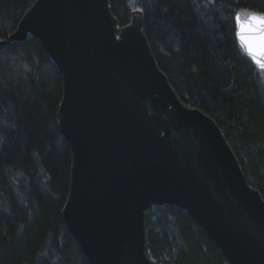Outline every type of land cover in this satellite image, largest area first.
I'll use <instances>...</instances> for the list:
<instances>
[{
	"label": "water",
	"instance_id": "95a60500",
	"mask_svg": "<svg viewBox=\"0 0 264 264\" xmlns=\"http://www.w3.org/2000/svg\"><path fill=\"white\" fill-rule=\"evenodd\" d=\"M253 14L264 12L236 13L237 42ZM143 25L135 9L120 28L109 0H37L8 38L37 37L63 74L59 127L73 160L66 225L92 264H155L146 211L176 205L229 264H264L263 197L217 122L178 98Z\"/></svg>",
	"mask_w": 264,
	"mask_h": 264
},
{
	"label": "trees",
	"instance_id": "16d2710c",
	"mask_svg": "<svg viewBox=\"0 0 264 264\" xmlns=\"http://www.w3.org/2000/svg\"><path fill=\"white\" fill-rule=\"evenodd\" d=\"M37 0H0V264H92L62 216L72 149L59 127L63 74L37 37L8 40ZM120 28L143 12L157 65L181 101L209 115L264 199V71L242 51L236 13L264 0H109ZM155 264H229L176 205L146 211Z\"/></svg>",
	"mask_w": 264,
	"mask_h": 264
},
{
	"label": "clouds",
	"instance_id": "9594fccd",
	"mask_svg": "<svg viewBox=\"0 0 264 264\" xmlns=\"http://www.w3.org/2000/svg\"><path fill=\"white\" fill-rule=\"evenodd\" d=\"M238 35L240 46L246 54L251 58L255 56L264 64V15L253 14L247 21H240ZM259 67L264 70V67ZM261 79L264 80V73L261 74Z\"/></svg>",
	"mask_w": 264,
	"mask_h": 264
},
{
	"label": "snow or ice",
	"instance_id": "6c2138e0",
	"mask_svg": "<svg viewBox=\"0 0 264 264\" xmlns=\"http://www.w3.org/2000/svg\"><path fill=\"white\" fill-rule=\"evenodd\" d=\"M252 16L253 15H251L250 16V18H252ZM237 19H239V17H237ZM252 59L258 64V65H260V66H262V67H264V64H261V62L260 61H258L257 59H256V57L255 56H252Z\"/></svg>",
	"mask_w": 264,
	"mask_h": 264
},
{
	"label": "bare ground",
	"instance_id": "6f19581e",
	"mask_svg": "<svg viewBox=\"0 0 264 264\" xmlns=\"http://www.w3.org/2000/svg\"><path fill=\"white\" fill-rule=\"evenodd\" d=\"M219 248V247H218Z\"/></svg>",
	"mask_w": 264,
	"mask_h": 264
}]
</instances>
